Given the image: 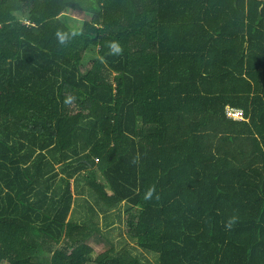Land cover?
<instances>
[{"label": "trees", "instance_id": "obj_1", "mask_svg": "<svg viewBox=\"0 0 264 264\" xmlns=\"http://www.w3.org/2000/svg\"><path fill=\"white\" fill-rule=\"evenodd\" d=\"M71 181L157 264H264V0H0V264H151Z\"/></svg>", "mask_w": 264, "mask_h": 264}, {"label": "crops", "instance_id": "obj_2", "mask_svg": "<svg viewBox=\"0 0 264 264\" xmlns=\"http://www.w3.org/2000/svg\"><path fill=\"white\" fill-rule=\"evenodd\" d=\"M71 183L72 189L77 190V194L74 196V204L69 218H74L76 222L82 223L84 220L87 221L89 219V215L93 217L90 221H87V225L95 229V233L88 240V244L93 247L94 253L98 255L114 249L115 253H118V251L121 253L130 251L138 256H145L150 261H154V258H157L153 254L142 252L128 241L126 238L127 228L125 226L126 215L124 211L120 212V209L119 211L114 210L103 213L100 211L101 207L93 203L91 206L94 207L96 213H99V218H94V213L90 212L88 206L91 201L93 202L91 192L87 193L85 191V189H88L85 185L75 186L74 181H71Z\"/></svg>", "mask_w": 264, "mask_h": 264}, {"label": "rangeland", "instance_id": "obj_3", "mask_svg": "<svg viewBox=\"0 0 264 264\" xmlns=\"http://www.w3.org/2000/svg\"><path fill=\"white\" fill-rule=\"evenodd\" d=\"M17 17L19 18V17H20V14H17ZM91 17H92V16H91L90 14H88V13H82V12H67V13L61 15L60 18H61L64 22H66V23L68 24L69 27H71V28H76V27H78V26L81 24V22H83V21H88V20L91 19ZM86 57H87V58H86L85 63H88V65H89V62H91V60L93 59V56H92V54L90 53V54H88ZM71 184H72V183H71ZM74 185H75V184H74ZM85 191H86L87 193L90 192L89 189H85ZM71 192H74V189H72V186H71ZM93 203H94V202H92V201L90 202L91 205H92ZM94 218H99V213H94ZM104 250H105V247H104ZM93 256L96 257L97 254L94 253ZM142 257H144V256H142ZM151 260H153V259H151ZM150 263H151V264H157V263H156V259L154 258V261H150Z\"/></svg>", "mask_w": 264, "mask_h": 264}, {"label": "built area", "instance_id": "obj_4", "mask_svg": "<svg viewBox=\"0 0 264 264\" xmlns=\"http://www.w3.org/2000/svg\"><path fill=\"white\" fill-rule=\"evenodd\" d=\"M226 117L235 122H243L244 121V112L238 109L227 108Z\"/></svg>", "mask_w": 264, "mask_h": 264}, {"label": "clouds", "instance_id": "obj_5", "mask_svg": "<svg viewBox=\"0 0 264 264\" xmlns=\"http://www.w3.org/2000/svg\"><path fill=\"white\" fill-rule=\"evenodd\" d=\"M109 48H110V51H111L113 54H119L120 51H121L120 46H119L117 43H115V42L111 43V44L109 45ZM231 224H232V221H229L227 227H231Z\"/></svg>", "mask_w": 264, "mask_h": 264}]
</instances>
